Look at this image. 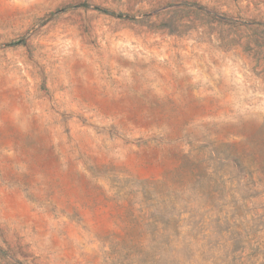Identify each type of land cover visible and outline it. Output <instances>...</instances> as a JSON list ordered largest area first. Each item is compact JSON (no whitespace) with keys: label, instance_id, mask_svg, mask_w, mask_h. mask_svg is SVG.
<instances>
[{"label":"rangeland","instance_id":"obj_1","mask_svg":"<svg viewBox=\"0 0 264 264\" xmlns=\"http://www.w3.org/2000/svg\"><path fill=\"white\" fill-rule=\"evenodd\" d=\"M0 264H264V0H0Z\"/></svg>","mask_w":264,"mask_h":264}]
</instances>
